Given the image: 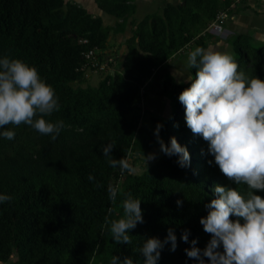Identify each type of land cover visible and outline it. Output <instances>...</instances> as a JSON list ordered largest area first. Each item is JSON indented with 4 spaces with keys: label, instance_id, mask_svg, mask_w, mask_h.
Listing matches in <instances>:
<instances>
[{
    "label": "trees",
    "instance_id": "obj_1",
    "mask_svg": "<svg viewBox=\"0 0 264 264\" xmlns=\"http://www.w3.org/2000/svg\"><path fill=\"white\" fill-rule=\"evenodd\" d=\"M78 1L0 0V57L38 69L61 105L46 119L67 125L54 141L26 124L5 126L15 138L0 137V194L13 199L0 203V263L111 264L117 256L143 264L145 240L164 241L172 229L177 248L171 250V241L165 244L158 264H198L185 249L192 240L204 249L211 239L200 220L208 215L205 205L217 198L214 187L239 186L223 175L208 142L186 124L179 95L191 86L197 70L186 65L190 80L185 84L167 73L155 96L150 97L149 87L179 54L207 48L213 35L204 31L234 0H179L138 21L136 0H95L114 25H105ZM128 24L131 37L124 43L121 70L93 73L86 55L93 52L104 61L110 55V33L121 34ZM227 44L240 70L264 80V42L233 35ZM89 75L101 77L97 87H82ZM158 123L166 144L175 136L188 149L190 166L182 168L178 156L161 152ZM109 143L114 158L131 153L129 163L143 171L121 174L111 167L102 150ZM143 153L155 154V159L147 165ZM109 184L121 189L116 204L109 200ZM128 193L141 200L145 222L130 231L131 244H117L104 227L105 216L111 208L110 219L121 218V201ZM256 194L264 198V191ZM186 230L188 242L182 239Z\"/></svg>",
    "mask_w": 264,
    "mask_h": 264
},
{
    "label": "clouds",
    "instance_id": "obj_2",
    "mask_svg": "<svg viewBox=\"0 0 264 264\" xmlns=\"http://www.w3.org/2000/svg\"><path fill=\"white\" fill-rule=\"evenodd\" d=\"M110 56L116 59V66L122 63ZM187 66L197 71L191 86L179 95L185 106L186 124L194 135L208 142V151L223 175L239 187L219 184L214 187L217 198L205 205L209 212L200 220L211 239L204 249L196 246L197 240H192L191 248L185 252L198 264H264V198L256 194L264 191V80L250 77L239 69L232 55L211 47H196L188 54ZM60 107L55 89L41 78L35 66L21 59L0 57V137L13 140L15 132L5 126L26 124L54 141L67 125L63 120L52 122L46 117ZM162 127L158 123L155 129L161 152L169 157L178 156L177 163L182 168L190 166L188 149L175 136L170 146L166 144L160 137ZM113 149L112 143L102 148L109 165L118 167L121 174L135 172L129 163L131 153L116 159ZM144 157L148 165L155 154ZM88 179L94 181L95 177L89 175ZM107 191L109 200L116 204L121 194L119 185L109 184ZM12 199L8 194H0V203ZM177 204L182 205V201ZM120 206L123 216L110 219L113 209L109 208L104 227L117 244H131L130 231L145 222L141 200L128 193ZM182 239L188 242L187 230ZM169 241L175 251L177 237L172 229L164 241L157 237L146 239L140 249L145 258L143 264H158ZM111 264H134V261L131 257L121 261L113 256Z\"/></svg>",
    "mask_w": 264,
    "mask_h": 264
},
{
    "label": "crops",
    "instance_id": "obj_3",
    "mask_svg": "<svg viewBox=\"0 0 264 264\" xmlns=\"http://www.w3.org/2000/svg\"><path fill=\"white\" fill-rule=\"evenodd\" d=\"M82 7H84L88 12H90L94 16H99L103 19V22L105 25H114L115 19L111 16H108L107 14L103 13L97 6L95 0H80L78 1ZM137 5H142L143 3H154L157 8H164L167 4H174L177 5L179 0H136ZM140 3V4H139ZM131 26L130 24L127 25L125 31L121 34L115 35L114 40L117 46L122 47L120 48L119 52L117 51V48H115L112 52V42H108V52L111 55H114L117 59H119L120 62H122L123 57L125 55V41L131 37ZM224 29L226 31L225 38L223 40L219 39V37L215 36L211 38L209 44L207 45V48L211 47L214 50H219L223 52H227V46H229L227 43V39L231 36L235 35H247L252 38L254 41H260L264 42V0H247L244 4L239 6L237 10L233 12V16L230 17L229 20H227ZM118 38V42H117ZM124 48V49H123ZM112 52V53H111ZM231 53L232 49H230ZM177 59H174L172 61L173 65L170 67V70H175L176 73L183 72L185 77L187 78L186 73V67L183 68V66L180 64V62H176ZM168 69V71H169ZM168 71H161L159 72L158 77L154 76V82H151L150 88L155 86L157 89L160 86V83L164 76L168 73L173 78H176V76ZM177 79V78H176ZM155 96V94L153 95Z\"/></svg>",
    "mask_w": 264,
    "mask_h": 264
},
{
    "label": "rangeland",
    "instance_id": "obj_4",
    "mask_svg": "<svg viewBox=\"0 0 264 264\" xmlns=\"http://www.w3.org/2000/svg\"><path fill=\"white\" fill-rule=\"evenodd\" d=\"M140 4V3H139ZM137 10H136V14L134 15V18H135V20H140L141 18H143L145 15H147V14H155V13H158L160 10H161V8H157L156 7V5L154 4V3H152V4H149V3H143L142 5H137ZM225 36H227L226 35V31H223V33L221 34V35H219L218 37H219V39L221 40H223V38H225ZM213 37H215V36H213ZM110 42H112L111 44H112V47H114L113 49H112V52H113V50L115 49V48H117V51L119 52V50H120V48L122 49V47H119V46H117V44L115 43V40H114V34H113V32H111L110 33ZM117 42H118V38H117ZM251 43H253V42H251ZM227 44V43H226ZM254 44V43H253ZM124 49V48H123ZM230 49H232L231 48V46H230V44H229V46H227V53H229L230 55H234V53H231V52H229L230 51ZM111 52V53H112ZM233 52V51H232ZM190 53V49H188L187 51H185L184 53H181V54H179V58L177 59V63L178 62H180V64L183 66V68L184 67H187L186 65H187V57H188V54ZM111 55V54H110ZM109 54H108V57H111ZM121 63L120 64H117V66H116V68H115V70L116 71H120L121 70ZM169 72H171V73H173L175 76H176V78H175V80L179 83V84H185V83H187L189 80H190V75H188L187 74V78L185 79V78H182L181 79V77H185V75H184V73L183 72H181V73H176L175 72V70L173 69V70H170L169 69ZM158 75H159V73H156V75H155V79H156V77H158ZM100 79H101V77L99 76V75H89V77H88V81L84 84V85H82V87H92V88H95V87H97V85H98V83H99V81H100ZM154 82V79L152 80V83ZM74 86H77V84H74ZM149 93H150V97H151V95H156V94H158V89L155 87V86H153V87H149ZM166 97V96H165ZM167 98V97H166ZM164 98L162 97V100H163ZM171 110V109H170ZM136 169V171L134 172V173H136V174H138V173H141L142 171H143V167H141V166H138V167H136L135 168ZM0 264H3V263H0Z\"/></svg>",
    "mask_w": 264,
    "mask_h": 264
},
{
    "label": "built area",
    "instance_id": "obj_5",
    "mask_svg": "<svg viewBox=\"0 0 264 264\" xmlns=\"http://www.w3.org/2000/svg\"><path fill=\"white\" fill-rule=\"evenodd\" d=\"M243 0H234V3L230 5L229 8H227L225 11H220L215 21H213L204 32H207L213 36H219L225 31L224 26L231 17L229 14L231 11L235 10L236 6H240L243 3H241ZM247 1V0H245ZM86 58L88 60H91L90 65L93 68V73L102 72V73H114V68L116 66V59L112 57H104V61H98L96 57L94 56L93 52H90L86 55Z\"/></svg>",
    "mask_w": 264,
    "mask_h": 264
}]
</instances>
